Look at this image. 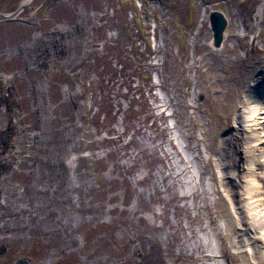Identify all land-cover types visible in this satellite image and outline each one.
<instances>
[{"label":"rangeland","instance_id":"rangeland-1","mask_svg":"<svg viewBox=\"0 0 264 264\" xmlns=\"http://www.w3.org/2000/svg\"><path fill=\"white\" fill-rule=\"evenodd\" d=\"M23 2L0 0V15ZM213 11L229 20L221 49ZM58 37L62 58L51 49ZM45 49L44 69L29 53ZM261 58L264 0H34L16 20L0 17V75L15 74L25 110L33 103L43 115L37 133L50 143L38 149L66 152L76 165L68 192L80 197L79 212L66 225L55 212L29 214L35 263L264 264L254 255L264 234L240 244L259 222L240 196L256 183L216 155L241 125L225 118L243 114L252 95L254 77L242 84L240 75ZM222 170L231 196L220 191Z\"/></svg>","mask_w":264,"mask_h":264},{"label":"flooded vegetation","instance_id":"flooded-vegetation-1","mask_svg":"<svg viewBox=\"0 0 264 264\" xmlns=\"http://www.w3.org/2000/svg\"><path fill=\"white\" fill-rule=\"evenodd\" d=\"M60 38L51 43V49L56 51V56L62 58L64 52ZM44 45L48 46L47 43ZM38 54L39 51H31L29 58L38 56L44 69L47 68L50 56L46 53L43 56ZM14 77L15 74L8 77L0 75L3 82L0 87V110L5 108L7 113V125L0 121V264H36V248L32 244L34 234L31 230H37L38 223L34 219L33 222H23L31 212L23 210V207L30 206V210H36L35 215L40 211L50 210L62 215L70 206L68 190L72 184L70 170L60 152H53L52 148L38 149V146L46 145L49 141L42 132L37 133L38 127L42 128L43 115L38 107L32 113L33 103L30 109L25 110L24 98L12 82ZM29 81L32 83L28 98L30 102H36L37 86L33 79ZM2 116L1 112L0 117ZM50 137L51 132L48 133V138ZM22 174L29 178L30 184L22 183ZM21 191L24 192L20 193ZM48 223L50 230L57 229L52 220Z\"/></svg>","mask_w":264,"mask_h":264},{"label":"bare ground","instance_id":"bare-ground-1","mask_svg":"<svg viewBox=\"0 0 264 264\" xmlns=\"http://www.w3.org/2000/svg\"><path fill=\"white\" fill-rule=\"evenodd\" d=\"M31 2L32 0H24L23 5H31ZM261 68H264V58L252 61L241 73L240 82L245 84L251 77H254V83L258 82L260 78L258 79L255 73ZM251 86H249L250 92H252ZM258 98H260V95L252 93V95H249L245 102V110L243 109V114H240L237 118H233V116H227L225 118L227 124H232L235 121V123H240L241 125L236 129L237 134L233 136L231 135L232 137L229 136L228 138L221 139L222 145L220 147L218 146L216 151L218 162L224 159L226 160V169L229 167L230 170L237 172L244 171L247 176L249 175V177H247L248 180L256 183V185L251 187V189H249L248 186L242 188L245 192L240 195L241 198H246L247 201H253L248 203L250 209L249 212L259 221H253L257 223L251 224L250 226L252 236L247 240L242 238L240 243L241 246L254 245L259 239L257 235L260 233L264 234V214L262 213L264 211L260 210V208H264V199H258L259 194H264V186L262 187L256 182L258 176L256 170H261L262 173H264V151L261 152L258 146L259 143L264 141V137H262L264 135V131L259 132L262 130V127L264 128V117L261 115L262 108L259 107ZM249 129L252 130V134L248 136L247 130ZM255 142L257 144H255ZM228 160H230L229 163H227ZM221 163L222 162H220V164ZM219 174V180L217 181H219L221 185L220 191H223V193L227 196H231L233 193L231 191L232 186L224 181L225 178L223 170ZM256 251L258 255L264 254V251L257 249L255 250L254 255L256 254Z\"/></svg>","mask_w":264,"mask_h":264},{"label":"water","instance_id":"water-1","mask_svg":"<svg viewBox=\"0 0 264 264\" xmlns=\"http://www.w3.org/2000/svg\"><path fill=\"white\" fill-rule=\"evenodd\" d=\"M23 8H25V6H23L21 9ZM21 9L18 12L14 13L11 17H14L15 15H17L21 11ZM0 16L9 18L3 14ZM210 18H211V24H212V28L214 32L215 47L220 48L224 41V33L228 26V20L224 16L223 13L218 12V11L213 12Z\"/></svg>","mask_w":264,"mask_h":264}]
</instances>
